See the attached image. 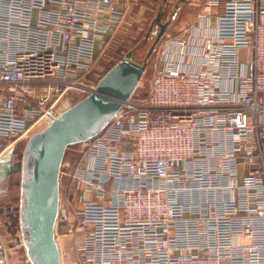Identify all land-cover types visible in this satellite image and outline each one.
I'll return each instance as SVG.
<instances>
[{
    "label": "built area",
    "instance_id": "built-area-1",
    "mask_svg": "<svg viewBox=\"0 0 264 264\" xmlns=\"http://www.w3.org/2000/svg\"><path fill=\"white\" fill-rule=\"evenodd\" d=\"M127 2L0 0V160L94 90ZM155 51L147 96L62 162L77 264H264V0H203Z\"/></svg>",
    "mask_w": 264,
    "mask_h": 264
},
{
    "label": "water",
    "instance_id": "water-1",
    "mask_svg": "<svg viewBox=\"0 0 264 264\" xmlns=\"http://www.w3.org/2000/svg\"><path fill=\"white\" fill-rule=\"evenodd\" d=\"M164 13L158 12L151 22L145 36L153 25L158 30L142 60L133 58L138 46L128 50L97 80L93 91L52 117L49 124L27 139L21 160L4 163L7 155L0 160V168L5 172L21 173V179L16 181L20 186V202L12 209L18 214L21 239L32 264H63L55 226L58 219H63L59 218V174L66 148L95 136L132 96L147 59L166 33L169 20L162 22Z\"/></svg>",
    "mask_w": 264,
    "mask_h": 264
},
{
    "label": "rangeland",
    "instance_id": "rangeland-1",
    "mask_svg": "<svg viewBox=\"0 0 264 264\" xmlns=\"http://www.w3.org/2000/svg\"><path fill=\"white\" fill-rule=\"evenodd\" d=\"M163 7L167 8V5L165 6L163 5ZM176 16H177L176 10H171L167 18V20H169V24L172 20L174 21L175 18H177ZM149 19L150 18L145 19V17L142 19L140 18L139 21H137L135 24H131L129 21L130 20L129 16L127 17V13H126L124 22L119 28V30L115 33L111 41L108 42L107 45H105V47L101 50L98 61L94 69L90 73L88 79L97 81L113 64L119 61L128 50L136 46L138 47L133 55V58L142 60L145 57L146 53L148 52L155 38L156 31L158 30L157 25H153L152 30L148 33L147 37L145 36L149 27V23H148ZM177 21H178L177 25H179L181 22H183V18L181 17V19L179 20L177 19ZM167 31H171L170 26L168 27ZM155 48L151 56L147 59L143 76L137 88L135 89L134 93L131 96V99L133 101H140L144 99L149 92L150 79L156 61ZM80 97L81 94L79 95V93H76L75 91L69 92L67 94V100L71 103L77 101V99H80ZM27 139H22L21 141L15 143L13 148L6 154L7 155L6 156L7 160H5L6 162L13 164L15 161L21 160L22 152ZM78 144L79 143L73 144L66 148L62 161L63 164L65 162H70V164L72 163L74 164L77 158L76 156L78 154L77 153V148L79 146ZM64 170H65L64 165H61L60 174H59V186H60L59 218L60 216H64L65 214L70 215V217L72 216V212H69L71 206L70 204H68L65 194L67 181H66V177L62 175L64 174L63 173ZM20 179H21L20 172L8 173L0 168V207L8 208V210H2V213L0 214V235L5 241L9 252L8 255L9 263H10V256L13 255V252H15L16 247L21 248L24 256L26 250L21 239L18 214L14 209H12L13 206H18L20 202V186L19 184L16 183V181H19ZM6 214H9L8 218L5 217ZM66 231L67 228L62 227L61 221L60 219H58L55 226V237L59 246L61 260L63 264H77L76 254L74 253V241L76 237L72 234H69ZM28 264L30 263L28 262Z\"/></svg>",
    "mask_w": 264,
    "mask_h": 264
},
{
    "label": "crops",
    "instance_id": "crops-1",
    "mask_svg": "<svg viewBox=\"0 0 264 264\" xmlns=\"http://www.w3.org/2000/svg\"><path fill=\"white\" fill-rule=\"evenodd\" d=\"M202 1L203 0H185V2H181L179 0H168V2H164V0H128L126 4L127 5L126 13H127V17L129 16V19H130L129 21L131 24H135L137 21H139L140 18L141 19L144 17L145 19L150 18L148 22L149 23L148 29H149L151 22H152L150 20H152V18L155 17L158 12L165 11L164 17L162 18V22H164L167 20L170 11L176 10L177 18H175L174 21L172 20L170 24L167 26V29L170 26L171 31L166 30L168 34H171V33H176L180 31L185 26H187L188 24L192 23L195 20V16L198 10V5ZM163 5L164 6L167 5V8L163 7ZM181 17L183 18V22L177 25V22H178L177 19L179 20L181 19ZM172 30H175V31H172ZM114 35L111 37V39L114 37ZM111 39L109 40V42L111 41ZM80 94H81L80 99L85 96L84 93H79V95ZM78 100L79 99H77V101ZM1 208L2 207H0V209ZM2 209L4 210V208ZM69 212H73L72 208H70ZM64 216H67L68 219L70 218V215L65 214ZM28 262L32 264V262L30 261V259L28 258L26 254V250H25V256H24L21 248L16 247L15 252H13V255L10 256L9 264H28Z\"/></svg>",
    "mask_w": 264,
    "mask_h": 264
},
{
    "label": "flooded vegetation",
    "instance_id": "flooded-vegetation-1",
    "mask_svg": "<svg viewBox=\"0 0 264 264\" xmlns=\"http://www.w3.org/2000/svg\"><path fill=\"white\" fill-rule=\"evenodd\" d=\"M6 160H7V159H6ZM4 163H9V162H6V161H5ZM0 213H2V209H0Z\"/></svg>",
    "mask_w": 264,
    "mask_h": 264
}]
</instances>
